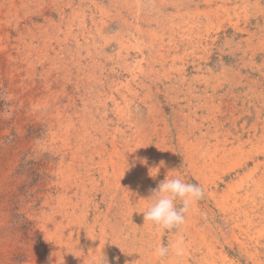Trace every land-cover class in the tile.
I'll return each mask as SVG.
<instances>
[{"label": "rangeland", "instance_id": "obj_1", "mask_svg": "<svg viewBox=\"0 0 264 264\" xmlns=\"http://www.w3.org/2000/svg\"><path fill=\"white\" fill-rule=\"evenodd\" d=\"M176 1L22 0L0 14V264H55V227L49 219L60 206L58 198L62 193L63 182L78 186V189L83 184L84 197H79L72 216L59 214L62 229L72 222L75 214L83 208H88L89 211L102 197L97 188H101L103 182L95 169L100 167L99 162L115 158L112 146L107 144L100 150H96V147L92 154L82 155L80 142L72 138L70 143L75 148L76 158L90 157L92 161L90 158L86 161L92 171L86 176L75 174L78 178L71 175L68 180L65 176L66 169L74 158H71L70 149H63L61 146L65 128L56 126L55 129L47 120L50 115L56 114L57 111H53L55 107H64L67 109L66 113L71 114L74 103L80 116L91 114L92 124L95 126H99L97 123L104 119L114 121L116 106L123 114L130 112L145 116L147 113V116L152 111L151 115L158 121L155 126L157 134L173 138L174 142L171 140L172 143L167 144L173 149L178 133L172 118L178 106L185 104L182 93L186 91L188 84L195 94L200 93L204 97V107L198 113L203 115V122L215 118L220 121L223 129L241 131V125L246 130L256 119L264 118V0ZM0 2L3 6L9 3L6 0ZM188 17L196 19L198 24L189 28L184 22ZM10 21L18 23V32L14 31V24L7 27ZM135 26L145 31L143 37L129 35ZM185 39H190V44L185 43ZM139 48L142 52H139ZM128 67L132 72L127 71ZM180 79L184 80V84L180 83ZM172 89L175 91H171ZM111 96L116 98V104L112 102ZM68 97L73 99L72 104L68 103ZM104 104L108 108L107 114ZM48 110L53 113L47 114ZM192 119L193 123L202 122L198 117L192 116ZM185 126L188 128L192 125L186 123ZM112 127L114 125H109V128ZM59 136L62 137L61 141ZM245 145L241 147L242 150L256 160H263L264 132L259 131L257 138ZM200 147L196 148L194 158L206 157L203 155L205 147ZM185 152L186 146L181 145L178 150H174L173 158H177L179 165L188 168L190 162H186L184 158L191 157ZM63 153H66L65 157ZM248 154H232L217 169L206 172L207 180L197 171H186L182 179L203 187L209 181H217L222 170L233 166L230 173L222 175L224 181L221 182L218 193L222 194L226 185L231 183L243 209H227L226 206L232 201L231 197H225L224 203L219 202L217 205L200 200L196 207L197 214L200 215L197 216L192 210L186 225L182 227L184 230H171L164 232V236L159 235L161 244H169L170 248L177 245L183 248L184 256L169 253L173 264H219V251L211 252L206 245L199 242L193 244L191 241L192 231H203L200 224L209 226V235H214L218 248H222L225 253L227 260L221 264H255L253 257L248 256L254 250L252 243L264 242V221L245 232L246 223L242 212L248 210L249 215L254 214L251 207L256 205L257 200L264 199L255 190H264V180L257 187L248 185L249 181L245 179L244 173L252 166L251 159L246 166H238L240 161L249 158ZM162 161L165 165L168 158L163 157ZM197 162L201 164V160ZM107 169L110 171L109 166ZM164 176L161 174L160 180ZM138 182L141 180L134 181L135 184ZM131 186L128 184L126 187L128 192L133 191ZM106 193L103 196L110 198V194ZM117 196L118 194L111 196L114 203L112 213L115 210L118 212L120 208ZM245 196H249V199L241 203ZM50 197L52 200L49 206L47 202ZM103 208L102 203L100 209ZM45 213L47 214L43 216ZM201 216L203 221L200 223ZM230 216L242 222L228 223L226 220ZM44 219L47 222L43 223ZM116 219H120L118 215ZM41 224H44V229L40 228ZM98 231V226L93 225L86 238L84 258L80 260V264H86L85 259L92 260L94 254L91 253L97 250L94 240L99 237ZM151 231L153 233L154 229ZM204 233L207 235V232ZM168 234L172 235L169 243ZM145 239L143 248L139 252H132L140 255L142 264H151L154 249L152 235L150 238L145 236ZM256 250L262 255L259 259L264 264V250L259 247ZM65 251L63 246L62 252ZM126 252L120 254L125 258Z\"/></svg>", "mask_w": 264, "mask_h": 264}, {"label": "bare ground", "instance_id": "obj_2", "mask_svg": "<svg viewBox=\"0 0 264 264\" xmlns=\"http://www.w3.org/2000/svg\"><path fill=\"white\" fill-rule=\"evenodd\" d=\"M6 1H9L7 6L6 5L3 6V4L0 2V14H2L3 11L8 10V8L15 7L17 5V3L22 2V0H18V1L6 0ZM175 2H177V1L175 0ZM176 9H177V7H176ZM183 13H185V12H183ZM70 14H71V11H70ZM198 14H201V13H198ZM190 16H192V15H190ZM257 21H259V20H257ZM184 22L186 23V25L189 26V28L195 27L198 24L196 19L189 18V17ZM12 24H14L13 25L14 31L18 32L20 27H19L17 22L15 23L14 21L13 22L10 21L7 24V27H12L11 26ZM93 27H95V26H93ZM97 27H98V25H97ZM67 34H68V32H67ZM88 35L89 34H87V36ZM129 35L131 37H136V38L143 37L145 35V31L141 27L135 26L133 32H130ZM116 42H118V41H116ZM184 42L190 44V39H185ZM147 46L148 45H146V47ZM12 47H14V46H12ZM147 48H149V47H147ZM150 48H151V46H150ZM138 50H139V52H142L141 48H139ZM187 50H189V49H187ZM133 64H135V62ZM125 66H127V65L125 64ZM136 66H138V65H136ZM138 68H140V67H138ZM192 68H193V66H192ZM135 69L137 70V67ZM128 70L130 72H132L131 68H129V67L127 68V71ZM181 79H183V78L181 77ZM123 83H125V82H123ZM140 83H142V82H139V84ZM180 83L184 84V80H181ZM139 84H137V85H139ZM252 84H253V82H252ZM168 85L170 86V84H168ZM141 86H142V84H141ZM191 88H192L191 85L188 84V86L185 88L186 91L184 93H182V94H184V97H183L184 101H185L184 106H178L177 110L174 111L173 118L171 117L173 119V122H174L173 125H175V129L177 130V133H178L177 136L175 137V139H177V142L175 144V149L178 150L181 145L186 146V152L185 153L191 157V158H184L186 160V162L187 161L190 162V167H188V168H185V166L179 165L177 163V158H173L175 149L171 148V146H167L168 142H171V140H172V142H174V139L173 138H165L164 136H159L160 134L159 135L157 134L155 126H156V123L158 121H157V119H155V117H153L151 115V112H152L151 110H150L151 112H149V115H147V116H146L147 113L145 114V116L138 114V113L137 114H131L130 112L128 114L127 113L123 114V112L118 108V106H116L114 108V112H113V116L115 117L114 121H111V119H108V120L104 119L101 122L97 123V124H99V126H95L92 124L93 122L91 120V114L90 115H89V113L88 114H82L80 116V114H78V110H77L78 107L76 108L75 104L72 101L73 99L68 97L70 99V100H68V103H70V104L73 103L72 111L70 112L71 114H67L66 113L67 109H65L64 107L57 106L53 109V111L54 110L57 111L56 114L54 113V115H50V116L48 115L49 117L47 118V120L50 121L51 127H54L56 129V126H59V127L62 126L65 128V133H64L65 135L62 136L63 137L62 141H61L62 137L60 138V136H59L60 141H61V146L63 147V149H64V147H67L68 149H70L71 154H72V157L71 156L70 157L74 158L73 162H71L67 166L68 169H66L67 171H66V175H65L67 179L71 175L75 176V174H78L81 176H86V175H89L90 172L92 171V168H90L91 166L89 167V164L86 161L90 157L87 159L78 158V157L76 158L77 153L75 152V148H73L71 143H70L72 138H74L80 142V146L79 145L78 146L80 148V152L82 155H85L88 153L92 154L94 149H96V147H97L96 150L104 149L105 145H107V144L112 146V148L114 150L113 152L115 154V158H109L108 160H103L101 162L98 161L100 163V167L95 169L96 172L98 174H100V179L103 182V186L101 188H99V187L97 188V189H99V192L102 195V197H100V201L97 203H94V204L92 203L93 208L90 209L89 211L87 210L88 208H86V209L83 208L82 210L80 209L81 211L78 214L74 215L73 220H71L72 222L69 225L67 224L65 229H62L60 227L61 221H59V219H58L59 214H63L65 216H72L75 213L73 210L76 208V206L78 204V201L80 199L79 197H81L82 199L84 197L83 196V194H84L83 189L84 188L82 187L83 184L79 185V189H80L79 190L78 186L71 185V183L69 184L67 182H63L62 193H61L60 197L58 198V202L60 203V206H59L57 211H54L52 213V215L50 216V219H49L50 223L55 227V229H53L54 235H55V239H53L54 240V244H53L54 247L53 248H55V252L53 253V256H54L55 264H80L81 263L80 260H82V258H84L83 251H84V248L86 246V240H87L86 238L89 237L88 234L91 233V231L93 229V225L94 226L97 225L99 228V231H98L99 237H98V239L94 240L95 242L93 241L95 243V248L97 250H96V252L95 251L92 253L90 252L91 254H94V256H92L93 257L92 260L85 259V261L87 263L86 262H84V263H86V264H109V263H113V264H142L140 255H137L138 253L134 254L132 252V250H136L139 252V250L143 248V245L146 244L147 239H145V236L150 238L151 235H152V241H153L152 245H154L153 246L154 248L157 247L158 245L161 244L159 235L161 234L164 236V233H158L155 230L152 233V231H151L152 228L146 224H143L144 223L143 213H137V212H133V211L140 209L145 203H147V201H145L144 199L148 198V196L150 195V190L157 186V183L160 181L161 174L166 175L169 171H172L173 175H178L181 178H183L186 175V171L191 169L192 171L199 172L200 176L207 180L206 172L209 170L217 169V167L224 164V162L227 158H231L230 156L232 154H234V155L236 154L238 156L248 154L247 152L242 150L241 147H243L245 144L251 142L252 140L256 139L259 131L264 132V131H262L264 129V118L263 119L262 118L256 119V121L253 122V124H251L250 126L248 125L249 128L247 127L248 129H246V130H245L246 127L244 128V125H241L243 128L241 131H238V129H235L234 131H229V130H227L228 128L223 129L220 126V121L218 119H215V118L209 119L208 121H205V122H207L205 124V122H203V115L198 114L200 111H202V109L204 107V103H205L204 97L202 95H200V93L195 94V91ZM114 89H116V88H114ZM175 89L174 90L172 89L171 91H175ZM180 91H182V87H180ZM169 92H170V90H169ZM227 93H228V91H227ZM174 94H176V93H174ZM118 95L122 97L121 94H118ZM111 100L114 104H116V98H114V96H111ZM171 100L173 101V99H171ZM175 100H177V99L175 98ZM177 102L178 101H176V103ZM103 107H105L104 108L105 113L107 114L106 110H108V108L106 107V104H104ZM150 107H152V106H150ZM185 109H187V112H185ZM51 112L52 111L48 110L47 114H49ZM192 116L202 119V122L198 123V124L193 123ZM226 118H228V117L226 116ZM158 120H159V118H158ZM204 120H205V118H204ZM186 123H191L192 126L186 128V126H185ZM111 124L114 125V127L109 128V125H111ZM200 146L205 147L203 155L204 156L206 155L207 158L206 157L205 158L204 157L203 158H194L195 156L193 154H194L196 148H199ZM62 155H63V157H65L66 153H63ZM248 155H250V154H248ZM104 157H106V156H104ZM163 157L164 158L167 157L168 162L165 165L163 164L162 167H160V170H159L157 177L155 179H153L149 175V171L151 168L159 166ZM248 157L249 158H245L244 160H242V158H241L242 161H240L238 163V166L240 168L243 165L246 166L248 161L251 159L252 166L250 168H248L246 173H244L245 174L244 177L246 180L249 181L248 185L253 184L254 186L257 187L262 183V180H264V158H263V160H256L251 155ZM90 160H91V158H90ZM142 160L146 161V163H141ZM198 160H201V164H198V162H197ZM126 162L129 165V167L125 169ZM107 166L110 167V171L107 169ZM93 167H94V165H93ZM233 168H234L233 166H228L227 169L221 171L222 175L225 176L226 174L230 173V171H232ZM222 175H220L218 177L217 181L216 180L215 181H209V184L204 183L205 185L203 186V188L205 190V196H204L203 200L206 202H211V204L216 203V205H217V204H219V202L224 203L223 200L225 197L226 198L231 197L232 201H231V203H229L230 205L226 206V208L229 209L230 211L242 210L243 208L240 207V204L237 201V197H236L237 194L235 195V191H234L235 187L230 182H229L230 184L226 185V187H227L226 190L223 191L222 194L219 195L218 188H219L221 182L224 181ZM75 178H78V177L75 176ZM84 179H86V177ZM138 179H140L141 182H138L137 184H135L134 181H136ZM250 182H251V184H250ZM79 184H81V183H79ZM128 184L133 186V187L131 186L132 188H134L133 191L128 192V190L126 188L128 186ZM123 185L125 187H123ZM64 190L66 191L65 193H64ZM106 191L110 194L109 195L110 198L107 196L108 198L106 199L103 196V194L104 195L107 194ZM255 191L260 196L262 195V199H263L264 190L263 191L262 190H258V191L255 190ZM247 193H249V192H247ZM115 194H118L117 197L120 201V208H119L118 212H116V210H115L114 213H112V210H114V209H112L113 201L111 200V196L115 195ZM248 195H250V194H248ZM117 197H116V199H117ZM248 199H249V196H245L243 198V200H241V203L242 202L245 203ZM51 200H52V197L48 198L47 203L49 204V206H50ZM100 203L104 204L103 209H100V205H101ZM83 205H85V204H83ZM205 205L207 206L206 203H205ZM198 206L199 205H196L195 208L193 209L195 214H197V212H198V210H196V207H198ZM113 208H115V207H113ZM251 208H252L253 213H254L253 215H251V213L249 215L248 210H244L243 212L241 211L242 215L244 217L245 223H246L245 228L243 227L245 229V232H247L248 229H251L258 222L264 221V199L259 200V201L257 200L256 205L251 207ZM68 209H70V210H68ZM200 211H202V210H200ZM191 212L188 215L189 217L191 215ZM46 214L47 213L43 214V216ZM198 214H197V216H198ZM116 215H118L120 219L117 220ZM239 216H240V214H239ZM200 219H201L200 220V223H201V221H203V217L201 216ZM227 219L228 220H226V221H229L228 223H230V222L232 223V221H233V222H236V224H237V222L241 221V220L237 221V218L234 219L232 216H230V218H227ZM230 219H232V220H230ZM45 221H46V219H44L43 223H45ZM189 224H191V223H189ZM200 227L204 228L203 231H199V230H196L195 232L192 231V234H191V236H193L191 238L192 243L194 244V242H197V243L199 242L202 245L204 244V245H206L207 250H209L211 252L216 251V250L219 251L218 252V253H220L218 255L219 264L223 263L224 260L226 259V255L222 251V248L221 249L218 248L219 244H218V241L215 240L214 235L213 234L209 235V230L207 229V227H209V226H205L204 224L203 225L200 224ZM40 228L44 229V224H41ZM181 230H184V228ZM93 232H94V230H93ZM204 232H207V235ZM51 233L53 234V232H51ZM171 239H172V235L168 234V243L171 241ZM91 240H93V238H91ZM177 241H179V240H177ZM148 242H150V241H148ZM175 242H176V240H175ZM251 245H252V248L254 250L249 253L250 256H248V257H253V259H254L253 261L255 262V264H262L260 259H259V257L262 255H259L258 251L256 249H257V247H259V249H261L263 251L264 250V242L255 241ZM63 246L66 248L65 253L62 252ZM196 248H197V246H196ZM93 249H94V247H93ZM126 250H131V252L130 251L126 252ZM124 251L126 252L125 258H124V256H122L123 254L122 255L120 254V252H124ZM141 252H142V250H141ZM185 252H187V251H185ZM87 253H89V252H87ZM171 257H172L171 255H168L166 257V259H163V260H162V258L156 259L153 257V253H152L150 260H151V264H173ZM189 259H190V257H189ZM250 259L251 258H249V260ZM179 260H180V258H179ZM201 260H203V259L201 258ZM89 261H91V262H89ZM144 261L146 262V260H144ZM211 262H212V260H211ZM184 263H185V261H184ZM247 263H249V262H247ZM32 264H35V263L33 262ZM211 264H217V263H211Z\"/></svg>", "mask_w": 264, "mask_h": 264}, {"label": "clouds", "instance_id": "obj_3", "mask_svg": "<svg viewBox=\"0 0 264 264\" xmlns=\"http://www.w3.org/2000/svg\"><path fill=\"white\" fill-rule=\"evenodd\" d=\"M141 163H146V161L142 160ZM162 166L163 161L159 166L151 168L149 175L155 179ZM128 167L126 162L125 169ZM204 196L205 190L201 185L186 182L169 171L163 180H160L157 186L150 190V195L144 199L147 203L133 212L143 213V224L150 226L158 233L171 230L179 232L186 225L189 213ZM170 252L180 256L183 255V248L178 245L170 248L168 245L160 244L153 249V257L165 258Z\"/></svg>", "mask_w": 264, "mask_h": 264}]
</instances>
